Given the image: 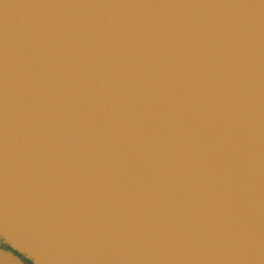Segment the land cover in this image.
I'll list each match as a JSON object with an SVG mask.
<instances>
[{"label":"water","instance_id":"water-1","mask_svg":"<svg viewBox=\"0 0 264 264\" xmlns=\"http://www.w3.org/2000/svg\"><path fill=\"white\" fill-rule=\"evenodd\" d=\"M0 264H264V0H0Z\"/></svg>","mask_w":264,"mask_h":264}]
</instances>
